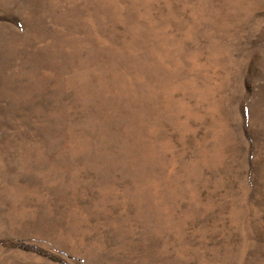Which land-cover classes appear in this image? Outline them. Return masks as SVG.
<instances>
[{
  "label": "rangeland",
  "instance_id": "374dc122",
  "mask_svg": "<svg viewBox=\"0 0 264 264\" xmlns=\"http://www.w3.org/2000/svg\"><path fill=\"white\" fill-rule=\"evenodd\" d=\"M0 264H264V0H0Z\"/></svg>",
  "mask_w": 264,
  "mask_h": 264
}]
</instances>
